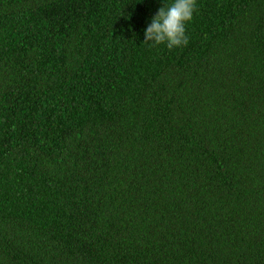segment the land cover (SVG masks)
Returning <instances> with one entry per match:
<instances>
[{
	"label": "trees",
	"instance_id": "16d2710c",
	"mask_svg": "<svg viewBox=\"0 0 264 264\" xmlns=\"http://www.w3.org/2000/svg\"><path fill=\"white\" fill-rule=\"evenodd\" d=\"M0 0V264H264V0Z\"/></svg>",
	"mask_w": 264,
	"mask_h": 264
},
{
	"label": "clouds",
	"instance_id": "9594fccd",
	"mask_svg": "<svg viewBox=\"0 0 264 264\" xmlns=\"http://www.w3.org/2000/svg\"><path fill=\"white\" fill-rule=\"evenodd\" d=\"M162 5L144 30V43L166 44L170 50L186 46L187 24L194 17L197 0H162Z\"/></svg>",
	"mask_w": 264,
	"mask_h": 264
}]
</instances>
